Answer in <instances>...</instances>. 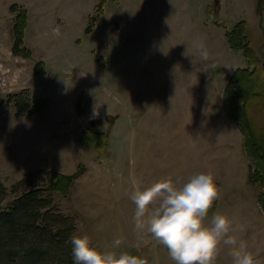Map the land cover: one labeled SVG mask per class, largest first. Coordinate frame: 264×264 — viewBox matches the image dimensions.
Segmentation results:
<instances>
[{
	"label": "rangeland",
	"instance_id": "obj_1",
	"mask_svg": "<svg viewBox=\"0 0 264 264\" xmlns=\"http://www.w3.org/2000/svg\"><path fill=\"white\" fill-rule=\"evenodd\" d=\"M256 3L0 0V182L7 190L1 206L23 188L45 184L42 172L70 175L81 168L69 197L52 194L54 209L73 220L76 234H88L101 250L120 237L117 251L147 264H175L150 233L137 235L130 194L162 178L182 183L211 171L221 191L205 224L211 211L227 215L230 234L264 264L263 190L247 182L255 165L223 105L228 80L248 67L225 38L238 21L264 68V9ZM12 4L28 12L23 47L29 54L13 52ZM57 25L59 37L51 33ZM23 90L47 107L17 115L8 97ZM256 118L264 126L263 109ZM93 129L107 137L104 154L94 140L89 147L78 142ZM230 247L221 244L215 264H232Z\"/></svg>",
	"mask_w": 264,
	"mask_h": 264
},
{
	"label": "trees",
	"instance_id": "obj_2",
	"mask_svg": "<svg viewBox=\"0 0 264 264\" xmlns=\"http://www.w3.org/2000/svg\"><path fill=\"white\" fill-rule=\"evenodd\" d=\"M13 16V37L15 54H27L23 38L28 26V12L18 4L9 8ZM85 32L89 33L87 28ZM229 47L240 52L248 67L237 69L223 90V105L230 122L234 123L244 136V150L255 168H249L247 182L259 185L262 193L258 203L264 212V126L256 116L264 110V68L262 60L251 46L244 21H238L225 33ZM27 57V55H26ZM28 90L8 97L16 114L31 117L47 107L44 99L29 95ZM81 133L78 142L89 147L94 140L97 152L104 154L108 147L107 137L94 129ZM105 137V138H104ZM79 169L70 175L55 170L42 172L45 184L33 188H23L4 207L7 190L0 182V264H73L67 242L76 234L73 220L54 209L52 194L69 197ZM24 181L13 186L16 190Z\"/></svg>",
	"mask_w": 264,
	"mask_h": 264
},
{
	"label": "clouds",
	"instance_id": "obj_3",
	"mask_svg": "<svg viewBox=\"0 0 264 264\" xmlns=\"http://www.w3.org/2000/svg\"><path fill=\"white\" fill-rule=\"evenodd\" d=\"M51 33L59 37L60 26L52 27ZM200 48V56L207 59V46L202 43ZM220 191L211 171L193 173L182 183L166 177L137 188L130 194L135 204L134 230L138 236L147 231L155 237L175 264H215L221 244L231 246L232 264H260L246 242L230 234L234 228L227 215L211 211V222L205 224ZM67 242L73 264H147L144 257L117 251L120 237H115L113 248L107 250L97 248L88 234H72Z\"/></svg>",
	"mask_w": 264,
	"mask_h": 264
},
{
	"label": "flooded vegetation",
	"instance_id": "obj_4",
	"mask_svg": "<svg viewBox=\"0 0 264 264\" xmlns=\"http://www.w3.org/2000/svg\"><path fill=\"white\" fill-rule=\"evenodd\" d=\"M255 1H257V7L259 8V9H264V0H255ZM263 65V64H262Z\"/></svg>",
	"mask_w": 264,
	"mask_h": 264
}]
</instances>
